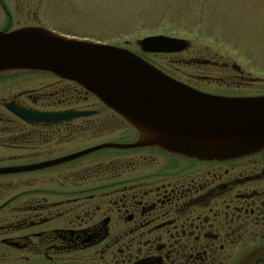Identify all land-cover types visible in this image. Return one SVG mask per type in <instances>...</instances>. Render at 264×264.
<instances>
[{"label":"flooded vegetation","instance_id":"flooded-vegetation-1","mask_svg":"<svg viewBox=\"0 0 264 264\" xmlns=\"http://www.w3.org/2000/svg\"><path fill=\"white\" fill-rule=\"evenodd\" d=\"M8 1L0 0V34L36 28L73 37L50 26L43 14H32V0L23 5L12 0L17 8ZM17 15L28 16L30 23L17 25ZM180 53L145 54L138 49L140 57ZM231 68L242 83L248 79L238 67ZM22 75L28 74L0 76V149L13 153L0 163L29 166L70 156L52 158L53 151L41 148L58 142L49 136L57 131L75 134L79 121L86 129L97 126L95 120L87 121L96 116L87 110L96 99L76 84L44 73L31 75L51 77L55 83L46 90L27 91L12 81ZM11 110L83 116L32 122ZM115 116L133 139L106 144L135 142L137 135ZM101 151L135 154L141 161L115 159L92 166L78 163L83 157L51 168L0 175L10 178L61 168L44 190L17 192L10 182L0 186V264H264V151L221 162L195 161L149 148ZM157 157L166 163H155ZM256 157L263 159L256 162ZM8 167L17 166L0 165ZM55 182L58 186L49 185ZM31 184L25 187L32 190ZM38 193L40 200L35 201ZM23 197L30 201L20 202Z\"/></svg>","mask_w":264,"mask_h":264},{"label":"water","instance_id":"water-1","mask_svg":"<svg viewBox=\"0 0 264 264\" xmlns=\"http://www.w3.org/2000/svg\"><path fill=\"white\" fill-rule=\"evenodd\" d=\"M144 53H176L187 43L165 37L138 42ZM47 73L74 82L121 117L137 134L130 144H103L29 166L0 168V175L51 168L104 149L149 148L196 161L235 160L264 151V96L222 97L178 82L128 50L58 36L44 29L0 34V76ZM32 122L83 116L30 114Z\"/></svg>","mask_w":264,"mask_h":264},{"label":"rangeland","instance_id":"rangeland-1","mask_svg":"<svg viewBox=\"0 0 264 264\" xmlns=\"http://www.w3.org/2000/svg\"><path fill=\"white\" fill-rule=\"evenodd\" d=\"M10 1L11 6L17 8L14 1L18 4L22 1L23 5L26 0ZM32 1L31 13L43 14L53 28L79 39L126 48L137 55L136 41L145 37L164 35L187 41L188 48L175 56L141 57L171 78L203 93L225 97L264 95V0H45L47 2L44 3L41 0L42 5H37L40 0ZM15 22L23 26L29 24L30 19L17 15ZM194 61L200 62L199 65ZM206 61L213 65L202 64ZM231 66L238 67L244 75H248V79L244 80L246 83L238 80ZM26 74L12 81L20 83L21 89L27 91L46 90L45 86L56 81L47 76ZM206 77L209 79H203ZM254 79L256 82L250 85ZM91 105L87 110L94 111L96 116L89 117L87 121L95 120L97 126L86 129L79 121L81 125H77L80 127L74 130L75 134L66 135L61 134L66 133L63 130L57 131V135L49 136L58 142H51L41 149L53 151L50 156L55 158L76 154L107 142L133 139L123 123L109 113L105 106L96 100ZM10 156H13L12 152L0 149V160L9 159ZM262 157H256V162ZM115 159L122 163L141 161L139 155L129 157L122 153L101 151L85 156L78 163L93 166L114 163ZM155 163L166 161L157 157ZM25 164L30 163H0L4 166ZM60 170L0 178V186L7 187L10 182L17 192L44 190L48 179L59 174ZM28 184H31L32 190L25 187ZM56 184L49 185L55 187ZM40 197L41 194H35V201H39ZM19 201L24 203L30 198L23 197Z\"/></svg>","mask_w":264,"mask_h":264}]
</instances>
